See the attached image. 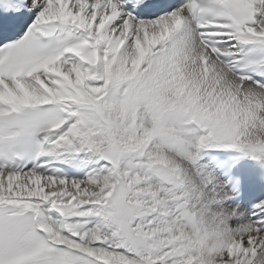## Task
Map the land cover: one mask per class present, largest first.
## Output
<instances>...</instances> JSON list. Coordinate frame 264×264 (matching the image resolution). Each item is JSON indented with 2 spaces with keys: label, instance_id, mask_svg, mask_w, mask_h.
Here are the masks:
<instances>
[{
  "label": "snow or ice",
  "instance_id": "obj_1",
  "mask_svg": "<svg viewBox=\"0 0 264 264\" xmlns=\"http://www.w3.org/2000/svg\"><path fill=\"white\" fill-rule=\"evenodd\" d=\"M0 264H264V0H0Z\"/></svg>",
  "mask_w": 264,
  "mask_h": 264
}]
</instances>
